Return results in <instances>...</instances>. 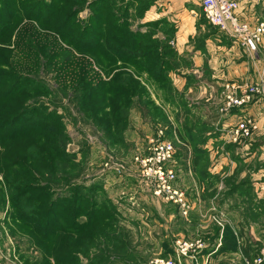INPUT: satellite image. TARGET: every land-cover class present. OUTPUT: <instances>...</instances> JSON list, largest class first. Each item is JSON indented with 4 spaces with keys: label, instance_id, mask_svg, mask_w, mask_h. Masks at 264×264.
<instances>
[{
    "label": "trees",
    "instance_id": "obj_1",
    "mask_svg": "<svg viewBox=\"0 0 264 264\" xmlns=\"http://www.w3.org/2000/svg\"><path fill=\"white\" fill-rule=\"evenodd\" d=\"M83 1L0 0V208L9 204L12 222L41 255L33 264L110 262L109 246L101 256L90 251L110 239L106 228H115V215L98 199L96 182L87 184L78 154L68 151L66 116L58 109L72 113L61 98L114 145L124 142L134 109L166 126H172L168 106L176 122L187 114L177 134L191 145L200 179L209 175L205 145L218 136L188 117V102L170 78L178 58L173 27L166 20L143 23L153 0H96L90 19L79 21ZM250 189L242 182L229 190L244 196ZM229 227L220 248L214 241L220 233L213 238L212 256L254 260L257 250L243 231Z\"/></svg>",
    "mask_w": 264,
    "mask_h": 264
},
{
    "label": "rangeland",
    "instance_id": "obj_2",
    "mask_svg": "<svg viewBox=\"0 0 264 264\" xmlns=\"http://www.w3.org/2000/svg\"><path fill=\"white\" fill-rule=\"evenodd\" d=\"M84 1V8L78 9L82 10L78 14L79 21L90 19V4L96 0ZM75 7L77 5L72 6ZM14 41L15 35L8 44L12 45ZM0 47H4L1 41ZM104 79L108 81L110 78ZM154 92L152 99L161 106ZM200 93V89L195 91L191 99L203 100L205 96ZM61 99L60 104L72 113L69 116L61 108L58 109L66 116L71 137L68 151L78 154L77 162L83 167L82 175L87 184L96 182V186L101 188L97 197L101 202H109L108 206L116 219L115 228H106L110 239L97 241L96 250L92 249L90 253L96 252L101 256V251L109 246L110 262L107 264H246L245 260L249 259L241 263V256L236 253L220 256L210 253L213 238L220 233L214 239L220 248L224 229L230 226L236 235L243 231L244 242L248 240L253 250H257L255 254L264 257V215L261 214L264 211L263 133L253 142H248L250 139L215 141L210 147L205 166L209 175L205 176L206 179H200L192 163L191 145L175 140L173 126L154 122L144 111L141 113L134 109L124 142L114 145L110 144L102 131L81 118L68 98ZM52 101L56 102L55 99ZM166 114L173 119L169 109ZM207 116L208 121L216 117L209 113ZM161 136L176 150L177 188L186 192L193 205L187 215H183L175 204L158 199L153 187L143 180L139 170L138 160L150 156L151 140ZM224 153H230L228 160L221 158ZM178 154L181 155L180 160ZM204 161H201L203 166ZM257 173L261 176V180H258L261 186L259 199L251 189L244 192L247 194L244 196L240 192L231 193L229 189L242 182H249L252 186ZM11 216L9 204L4 210L0 208V264H33L41 259V255L31 241L20 233L19 226L12 222ZM256 218L259 220L254 221ZM80 264H87V260L81 257Z\"/></svg>",
    "mask_w": 264,
    "mask_h": 264
},
{
    "label": "crops",
    "instance_id": "obj_3",
    "mask_svg": "<svg viewBox=\"0 0 264 264\" xmlns=\"http://www.w3.org/2000/svg\"><path fill=\"white\" fill-rule=\"evenodd\" d=\"M237 13L242 19L250 22L264 21V0H240ZM144 20L147 22L166 20L174 29L175 35L171 45L178 58L177 66L170 73V78L178 93L188 102V117L214 128L215 132L219 131L218 136L210 138L205 145L208 152L215 141L228 142L231 139L228 132L243 119H252L258 126L250 140L247 139L248 142L256 141L257 137L264 134V104L254 101L226 110L228 95L233 91L232 86L243 89L245 85L257 82L264 66V41L254 57L248 56L238 43L219 32L207 21L199 0H153V5ZM199 89L205 100L193 101L191 96ZM237 93L241 96L242 90ZM167 109L170 111L171 107L168 106ZM173 109L175 113L181 110L176 107ZM207 113L211 116L214 114L215 119L212 117V121H208ZM186 115L181 114L177 122L175 115L173 119L170 118L176 141L178 139L182 142L178 137L177 127L185 122ZM190 151L192 155V150ZM223 155L221 158L226 160L231 156L230 153ZM256 176L258 177L256 179L254 177L252 181V189L259 199L260 173Z\"/></svg>",
    "mask_w": 264,
    "mask_h": 264
},
{
    "label": "built area",
    "instance_id": "obj_4",
    "mask_svg": "<svg viewBox=\"0 0 264 264\" xmlns=\"http://www.w3.org/2000/svg\"><path fill=\"white\" fill-rule=\"evenodd\" d=\"M199 2L205 18L219 32L238 43L248 56L254 57L259 52L264 41V21L250 22L242 19L237 13L240 0H199ZM242 88L231 87L233 91L228 95L226 110L254 101L264 104V66L257 82ZM240 90H242L241 96L237 93ZM256 130L258 126L255 121L243 119L228 132L230 141L249 139ZM163 138L161 136L157 140H151L150 156L138 160L139 170L143 180L153 187V193L158 199L175 204L183 215H187L193 205L186 192L177 188L176 150L173 144L163 141ZM177 142L181 143L178 139ZM245 261L246 264H263L264 257L258 256L254 260Z\"/></svg>",
    "mask_w": 264,
    "mask_h": 264
}]
</instances>
